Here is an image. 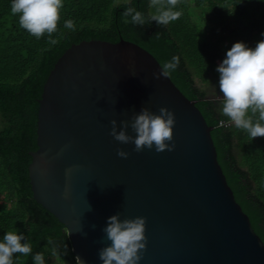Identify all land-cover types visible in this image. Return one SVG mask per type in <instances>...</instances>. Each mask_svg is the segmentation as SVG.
<instances>
[{
  "label": "water",
  "instance_id": "95a60500",
  "mask_svg": "<svg viewBox=\"0 0 264 264\" xmlns=\"http://www.w3.org/2000/svg\"><path fill=\"white\" fill-rule=\"evenodd\" d=\"M160 68L153 53L123 38L82 40L63 53L39 100L34 198L65 224L86 264H102L98 250L110 244L102 229L116 213L145 218L138 264H264V241L219 162L213 126L170 75L154 78ZM145 107L174 113L173 151L136 152L109 134L111 120L119 131Z\"/></svg>",
  "mask_w": 264,
  "mask_h": 264
},
{
  "label": "trees",
  "instance_id": "16d2710c",
  "mask_svg": "<svg viewBox=\"0 0 264 264\" xmlns=\"http://www.w3.org/2000/svg\"><path fill=\"white\" fill-rule=\"evenodd\" d=\"M10 4L0 0V240L13 231L32 247L27 256L13 254V264H34L36 253H43L45 264H77L68 228L34 198L29 164L38 148L39 100L48 76L70 46L90 39L136 42L162 66L179 57L169 75L213 126L219 162L264 241V137L251 140L233 124L221 126L228 118L216 71L234 42L254 48L264 39V0H180L174 10L182 15L167 25L150 20V0H63L55 45L47 34L37 39L21 28ZM127 7L141 12L146 24H133L131 17L125 22ZM68 19L75 30L64 27Z\"/></svg>",
  "mask_w": 264,
  "mask_h": 264
},
{
  "label": "clouds",
  "instance_id": "9594fccd",
  "mask_svg": "<svg viewBox=\"0 0 264 264\" xmlns=\"http://www.w3.org/2000/svg\"><path fill=\"white\" fill-rule=\"evenodd\" d=\"M180 0H150L149 7L155 12L150 20L158 25H167L178 20L182 13L174 9ZM64 7L63 0H11L10 12L18 16L21 28L30 35L39 39L48 35V43H58L52 38L57 32L60 21V11ZM125 22L131 17V23L145 25L146 20L141 12L134 7H127L122 13ZM64 27L75 30L74 21L68 19ZM264 36V33H262ZM179 57L173 56L171 61L165 62L159 73H153L154 78L168 77L179 65ZM219 73V91L222 93V115L237 128L244 130L250 139L264 137V39L258 41L254 48L247 47L245 43L234 42L226 51L225 58L217 66ZM174 113L160 107L159 114H154L147 107L139 113H134L130 121L121 120L120 130H117V121H110L109 134L121 144H134V151L141 152L145 148L153 149L159 153L165 150L173 151ZM221 126L224 122L221 121ZM131 128L135 135H129L126 129ZM117 156L127 158L129 153L121 148L116 150ZM71 169L66 170V174ZM95 228V225L92 226ZM105 238L110 244L98 250L102 264H138L146 248L145 218L120 219L119 213L107 218L106 226L102 229ZM23 235L8 231L0 240V264H13V254L19 253L27 256L32 253L28 243H21ZM51 244L52 241L50 240ZM53 255L57 252L53 249ZM34 264H45L43 253L33 256ZM77 264H86L80 257H76Z\"/></svg>",
  "mask_w": 264,
  "mask_h": 264
},
{
  "label": "built area",
  "instance_id": "2783aa9c",
  "mask_svg": "<svg viewBox=\"0 0 264 264\" xmlns=\"http://www.w3.org/2000/svg\"><path fill=\"white\" fill-rule=\"evenodd\" d=\"M219 63H221V62L219 61ZM222 121L224 122V125L232 124L229 120H222ZM220 123H221V121H220Z\"/></svg>",
  "mask_w": 264,
  "mask_h": 264
},
{
  "label": "rangeland",
  "instance_id": "374dc122",
  "mask_svg": "<svg viewBox=\"0 0 264 264\" xmlns=\"http://www.w3.org/2000/svg\"><path fill=\"white\" fill-rule=\"evenodd\" d=\"M192 19L194 22H198V16L197 15H194Z\"/></svg>",
  "mask_w": 264,
  "mask_h": 264
}]
</instances>
